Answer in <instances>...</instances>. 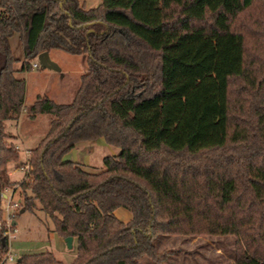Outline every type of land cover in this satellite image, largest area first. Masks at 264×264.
<instances>
[{
	"label": "trees",
	"instance_id": "16d2710c",
	"mask_svg": "<svg viewBox=\"0 0 264 264\" xmlns=\"http://www.w3.org/2000/svg\"><path fill=\"white\" fill-rule=\"evenodd\" d=\"M81 1L0 0V207L9 189L19 212L39 207L76 242L71 264H162L157 236H231L235 264H264V14L249 15L264 0ZM50 50L85 55L87 71L70 104L25 107L16 74ZM23 111L50 122L15 184L20 152L5 129ZM98 139L120 150L103 170L63 160ZM15 264L63 263L39 253Z\"/></svg>",
	"mask_w": 264,
	"mask_h": 264
},
{
	"label": "rangeland",
	"instance_id": "374dc122",
	"mask_svg": "<svg viewBox=\"0 0 264 264\" xmlns=\"http://www.w3.org/2000/svg\"><path fill=\"white\" fill-rule=\"evenodd\" d=\"M87 9L95 8L100 4V0H82L81 1ZM264 14V4H256L255 7L249 11V15L256 18ZM10 46L15 59L19 60L15 67L17 69L21 66L22 50L18 35H13L10 39ZM60 54H65L63 51L56 50ZM63 63L64 67L67 68L65 71V77L59 78L54 81L51 78L40 77V74H44L45 70L33 68L31 72L26 75L17 73L16 76L25 79V85L32 87L40 91L59 89L60 93L63 94L64 88L69 84H72V76L78 71H82L83 63L81 58L66 60ZM35 63V60L32 62ZM56 64V62H54ZM85 67V66H84ZM23 75V76H22ZM74 79V78H73ZM45 96V95H42ZM27 118V115L25 113ZM25 117H22L17 130L15 122H8L6 125L5 133L8 135L7 142L12 143L13 146L20 152V158L17 162H13L9 166V174L12 173L13 179H18L22 174L24 179V173L18 169L23 165V161L26 157L28 160L27 150L34 149L40 140L45 136L48 130L49 118L48 116H40L35 122L29 123ZM32 121V120H31ZM19 135L18 142L15 141V136ZM15 135V136H13ZM100 144H95L94 148L87 150L86 145L78 146L76 149L71 151L67 156L63 157L64 161H77L81 164L90 163L93 170H103V159L107 156H117L120 152L118 148L111 147L105 144L102 140ZM92 146V145H91ZM18 147V148H17ZM23 162V163H22ZM15 184H18L15 182ZM1 197V212H0V225L6 231L3 235L7 237V253L1 258V260L10 254L14 257L13 262H4L3 264H15L18 258L23 255L39 254V253H50L58 261L63 264H71L76 257V242H72V246L69 248L64 239L57 236L53 231V225L49 217H47L39 207L34 211L30 212H19L18 206V195H11V189L6 190L2 193ZM15 222V225H13ZM167 236H157L153 239V242L158 245V242ZM178 246V243L176 244ZM195 246H217L221 250L223 256L219 255L218 264H229L234 260L235 256V239L231 236H204L199 239ZM166 252V251H164ZM207 254V253H206ZM171 255V253H170ZM0 260V261H1Z\"/></svg>",
	"mask_w": 264,
	"mask_h": 264
},
{
	"label": "crops",
	"instance_id": "0c3cea01",
	"mask_svg": "<svg viewBox=\"0 0 264 264\" xmlns=\"http://www.w3.org/2000/svg\"><path fill=\"white\" fill-rule=\"evenodd\" d=\"M21 50H22V47H21ZM55 51L56 50L48 51V55H49V59L52 62H56V65L58 66L59 71L56 72V71H51V70H45V72H43L44 74H40V77H43V78L47 77L49 79L51 78V80H54V81H56L59 78V75H61V79L64 78L65 73H66L65 71L67 70V68L64 67L63 63H61L62 61H59V59L63 60V62H65L66 60L71 59V57H74L76 59L81 58L82 63L85 67L83 66V69H81L82 70L81 72L78 71V73H74L73 75H71L74 78V79L73 78L71 79L73 82H72V84H69L66 87V89L64 88L63 94L60 93L59 89H53V88H51L50 90H44V91H40V90L36 89L34 91L32 89V87H28V84H26L25 85V97H24V106L25 107H28L31 104H33L38 96L43 97L42 95H45V97H47L48 99H50L51 101H53L56 104H70L73 101L74 96H75V94L79 88L80 78L87 71L86 56L85 55L73 56V55H69L65 52H64L65 54H60V53L55 52ZM35 63H37V59H35ZM26 74L27 73H25L24 75H26ZM25 113L26 112L23 111L20 119L17 122H15L16 130H17V127H18L22 117L26 118ZM40 116H43V115L37 116L32 121L29 120L28 118H26V119L28 122L30 121L29 123H32V122H35ZM49 122H50V118H49ZM7 123H6V125H8ZM48 127H49V124H48ZM13 136H15V135H13ZM18 140H20V139H19V135L17 132V135L15 136V141L18 142ZM101 140L104 142L103 139H98L96 141L81 142V143L77 144L71 151L76 149V147L82 146V145L88 146L87 150L89 151L95 147L94 146L95 144H100L99 141H101ZM71 151H69L66 154V156L69 153H71ZM27 152L29 153V150H27ZM26 160L27 159L25 157L23 162L25 163ZM68 161L73 162V163L79 165L80 167H82L84 169H93V167H91L90 163H88L87 160H86L87 163H85V164H81L77 161H71V159H68ZM14 172H16V171H13L9 174L11 180L13 182L20 183L22 181L23 174L18 179H13L12 173H14ZM114 215L119 221H121L123 223H127L131 220V214L127 210H124L121 208L115 210ZM199 239H201V237L192 238V237H187V236H167V237H163L158 242V245H156V243H154V246H155L157 252H159V253L164 252V251L171 253V255H169L168 258L162 264H218V259L220 257L219 255L223 256V259L224 258L226 259V257H224V254H222L221 250L217 246H195V244L198 243ZM73 242H74V239H73ZM177 243H178V246L176 245ZM138 263L139 264H152V262H150L146 258H141L138 261ZM229 264H235L234 260L232 262H230Z\"/></svg>",
	"mask_w": 264,
	"mask_h": 264
},
{
	"label": "water",
	"instance_id": "95a60500",
	"mask_svg": "<svg viewBox=\"0 0 264 264\" xmlns=\"http://www.w3.org/2000/svg\"><path fill=\"white\" fill-rule=\"evenodd\" d=\"M36 59H37L38 67L40 69L51 70L56 72L59 71L58 66L49 59V55L47 51L40 53ZM20 213H23V210H21ZM13 225H15V222H13ZM64 242L70 248L72 246L73 238L71 237L65 238Z\"/></svg>",
	"mask_w": 264,
	"mask_h": 264
},
{
	"label": "built area",
	"instance_id": "2783aa9c",
	"mask_svg": "<svg viewBox=\"0 0 264 264\" xmlns=\"http://www.w3.org/2000/svg\"><path fill=\"white\" fill-rule=\"evenodd\" d=\"M32 68H38V63H33L32 64ZM29 155V153H28ZM29 157V156H28ZM19 171L24 173V176H27L30 170L29 164H28V160H26V162L18 169ZM12 195V192H11ZM3 195L1 194V197ZM1 228V225H0ZM14 257L10 254H7L1 261L0 264H3L4 262H13Z\"/></svg>",
	"mask_w": 264,
	"mask_h": 264
}]
</instances>
